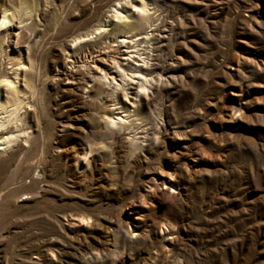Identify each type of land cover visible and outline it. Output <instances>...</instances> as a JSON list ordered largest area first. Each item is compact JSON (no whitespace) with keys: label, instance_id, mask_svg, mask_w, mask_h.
Masks as SVG:
<instances>
[{"label":"rangeland","instance_id":"374dc122","mask_svg":"<svg viewBox=\"0 0 264 264\" xmlns=\"http://www.w3.org/2000/svg\"><path fill=\"white\" fill-rule=\"evenodd\" d=\"M3 13L0 82L28 71L19 121L0 126V264H264V0H0ZM106 21L148 34L118 54L149 81L120 115V93L81 67L116 55L96 36Z\"/></svg>","mask_w":264,"mask_h":264},{"label":"bare ground","instance_id":"6f19581e","mask_svg":"<svg viewBox=\"0 0 264 264\" xmlns=\"http://www.w3.org/2000/svg\"><path fill=\"white\" fill-rule=\"evenodd\" d=\"M133 7H137V6H133ZM117 8L118 7L114 9L115 11V14L113 15L114 18L118 17ZM137 11L139 12L137 13ZM135 12L137 13L138 17L142 18L143 20L142 23H145L146 15L144 14V10L139 9V10H136ZM7 19L8 17L4 13L1 14L0 26L3 25L5 21L8 22ZM118 19H120V17ZM109 22L110 21H106V23H108L107 26H109V29H106L105 33H98L96 36L102 37L104 35H107V36L109 35L110 36L109 42L116 44V46H113V49L116 51V55L111 56L108 53H102V52L101 53L96 52L91 55V52H88V54H90V56L88 57L89 58L88 60L90 61L84 60L81 63V67H85L87 69V72L90 77L101 78L108 86H112L111 90H112L113 95L117 91L120 93V95L122 96L121 102L116 101L113 103V105H119L118 107H115L114 109L118 110L117 113H119L120 115L121 112H128L126 108L128 107L132 108L133 107L132 105L134 103L139 102V96L141 93L139 90H136L135 87L136 88L141 87L142 89H144L145 87L144 84L149 83V81H147L145 78L140 77L142 76V74L140 73V70L142 69L143 63H145L144 60H141V66L139 64L135 65L132 62H136L139 60L138 59L135 60L134 59L135 57L131 55L130 51L121 53L119 56L118 54L121 51L122 47L129 48V44L131 42L132 43L144 42L148 38V34L139 33L142 30L141 26H143V24L139 22L131 21L130 23H122V24L114 23L113 21H112L113 23L109 24ZM130 27L135 30H138V29L140 30H138L136 34H133L131 36L129 35L126 36L127 34H126L125 29L130 28ZM121 28L124 30H121ZM98 29H95L94 31H98ZM114 30L115 31L118 30L119 32H121L122 34H120V36H122V38L118 40V36H116V40L110 41L112 38H115V36L111 34V31H114ZM141 34L143 35L139 36ZM88 36H89V33L84 34L81 37L78 36L76 39H74V41L78 40L79 41L78 43L81 44L80 47L87 46L92 41L91 39H88V38L85 39ZM136 36H138V38L131 40L132 37H136ZM67 53L69 54L68 56H70V54L73 53V50L72 51L70 50ZM84 58H86L85 55H84ZM72 65L70 64V66ZM61 69H62L61 71L65 72V74L62 72L64 75L70 76V77L65 78V80L68 81L67 84L74 85V87H76L77 89L78 83H77V78L74 76L75 74L69 71L68 67H66L65 64L63 68L61 67ZM132 70L133 72H135V74L132 73L131 75H128L127 72H132ZM26 71H28V69L25 68L23 63H21L19 64V68L14 70L15 82L8 80L7 78H4V80L0 82L1 83L0 84L1 93L5 96V101L10 100V102H15L17 100L15 98L17 97V94L20 93L22 90L21 89L22 86L19 85L17 78L18 77L23 78V75L25 74ZM116 77H119L120 79L119 82H121L120 84H115ZM4 105H5V102L0 101V112L8 113L9 115L6 114L7 116H5L4 118H0V126H2V124L4 123L3 121L8 123L10 121L15 122L14 120H17L18 122L19 121V118H18L19 102L16 101V103H13L14 107L13 105H11L13 108L8 109V110H6V107ZM106 113H107L106 115L103 114V116L101 117L103 122L108 123L110 126H117L118 129H121L122 127H124L121 122L122 120L126 119L127 116H124V115H123L124 117L115 116L117 118L116 119L113 117V112L107 108H106ZM10 114H14V118L9 120ZM159 184L166 188V191L163 192V195H167L174 199V194H172L170 190L171 188H174V186L176 185L175 179L173 178V176L172 175H160ZM144 198L149 200L150 198H152V195L145 193ZM161 230H162V227H161ZM134 235L139 236L140 234L135 232Z\"/></svg>","mask_w":264,"mask_h":264}]
</instances>
